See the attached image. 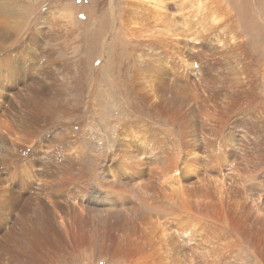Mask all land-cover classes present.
Here are the masks:
<instances>
[{"label": "bare ground", "instance_id": "obj_1", "mask_svg": "<svg viewBox=\"0 0 264 264\" xmlns=\"http://www.w3.org/2000/svg\"><path fill=\"white\" fill-rule=\"evenodd\" d=\"M124 9L131 54L121 83L134 116L116 155L99 157L94 187L82 151L65 143L71 78L48 85L47 72L18 69L10 53L0 60V264H264V95L234 16L222 0H128ZM222 25L233 31L212 41ZM57 112L63 141L31 138ZM148 112L174 134L153 128ZM243 174L258 182V200L241 196Z\"/></svg>", "mask_w": 264, "mask_h": 264}, {"label": "rangeland", "instance_id": "obj_2", "mask_svg": "<svg viewBox=\"0 0 264 264\" xmlns=\"http://www.w3.org/2000/svg\"><path fill=\"white\" fill-rule=\"evenodd\" d=\"M109 1L113 7L108 4ZM222 1L234 16L235 30L246 39L250 52L255 56L257 91L264 95V0ZM127 5L128 0H0V60L10 53L14 58L11 61L18 62L14 63L18 69H23L26 62L35 70L47 72L48 85L56 77L61 81L66 80L64 77L72 80L62 97L75 107L71 121L73 134L65 143L82 151L81 163L87 167L88 180L93 187L96 185V176H100L99 157L116 155V147L122 137L120 128L126 119L134 116L130 98L121 83V62L131 54L123 29L126 18L124 8ZM53 25L58 29H53ZM68 28L71 30L68 31ZM204 31L207 32V28ZM232 31L223 25L216 26L212 41ZM209 50L205 48L201 54H209ZM62 72L70 73L63 76ZM79 73L83 74L82 86L75 88V78ZM15 81L20 82L19 78H15ZM10 117L19 120L22 115L11 110ZM147 118L153 121V128L162 129V133L174 134V129L165 119L149 112ZM60 119L66 120L58 112L56 115L51 114L44 127L32 131L31 138L43 136L44 144L54 145L62 139L60 130L55 127ZM61 146L63 152H68V148L65 150ZM166 147L176 149L172 142ZM137 151H141V157L142 154H148L142 152L141 146ZM38 155L41 157V152ZM43 160L47 164L45 170L55 167L51 160ZM36 168V172H42ZM243 175L239 178L246 185L241 184V196L251 195L258 200L261 197L258 182ZM191 176L193 178L189 180L188 186L198 187L200 183L195 174ZM143 179L147 185L151 182ZM125 187L128 188V194L125 195L133 200L132 197L137 196L133 194L136 188L131 183ZM30 190L34 192L35 186H31ZM141 195L142 198L146 197L143 193ZM70 264L85 263L83 258H73ZM97 264H103V260Z\"/></svg>", "mask_w": 264, "mask_h": 264}]
</instances>
